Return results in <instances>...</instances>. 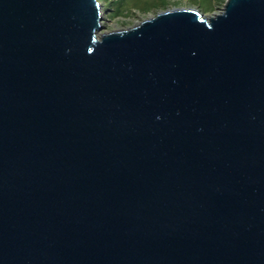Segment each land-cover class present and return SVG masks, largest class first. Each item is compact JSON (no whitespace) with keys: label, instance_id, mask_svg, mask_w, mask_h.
<instances>
[{"label":"water","instance_id":"obj_1","mask_svg":"<svg viewBox=\"0 0 264 264\" xmlns=\"http://www.w3.org/2000/svg\"><path fill=\"white\" fill-rule=\"evenodd\" d=\"M101 20L0 0V264H264V0Z\"/></svg>","mask_w":264,"mask_h":264},{"label":"rangeland","instance_id":"obj_2","mask_svg":"<svg viewBox=\"0 0 264 264\" xmlns=\"http://www.w3.org/2000/svg\"><path fill=\"white\" fill-rule=\"evenodd\" d=\"M226 0H97L100 5V34L126 30L156 13L170 9L192 8L205 17L222 11Z\"/></svg>","mask_w":264,"mask_h":264},{"label":"bare ground","instance_id":"obj_3","mask_svg":"<svg viewBox=\"0 0 264 264\" xmlns=\"http://www.w3.org/2000/svg\"><path fill=\"white\" fill-rule=\"evenodd\" d=\"M180 9H181V8H180ZM219 13H221V12H219ZM219 13L212 14V16H213V15H216V14H219Z\"/></svg>","mask_w":264,"mask_h":264}]
</instances>
